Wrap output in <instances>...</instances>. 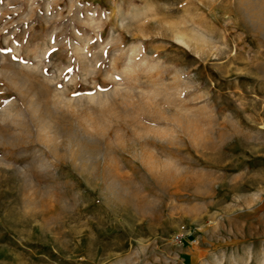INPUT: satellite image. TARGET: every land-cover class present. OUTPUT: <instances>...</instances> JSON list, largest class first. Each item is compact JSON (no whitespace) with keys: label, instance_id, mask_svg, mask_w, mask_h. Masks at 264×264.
Masks as SVG:
<instances>
[{"label":"rangeland","instance_id":"rangeland-1","mask_svg":"<svg viewBox=\"0 0 264 264\" xmlns=\"http://www.w3.org/2000/svg\"><path fill=\"white\" fill-rule=\"evenodd\" d=\"M0 264H264V0H0Z\"/></svg>","mask_w":264,"mask_h":264},{"label":"built area","instance_id":"built-area-1","mask_svg":"<svg viewBox=\"0 0 264 264\" xmlns=\"http://www.w3.org/2000/svg\"><path fill=\"white\" fill-rule=\"evenodd\" d=\"M186 228V226H181L173 235V240L177 243H182L184 241L185 235H187V232L191 234L190 229ZM188 234V235H189Z\"/></svg>","mask_w":264,"mask_h":264}]
</instances>
